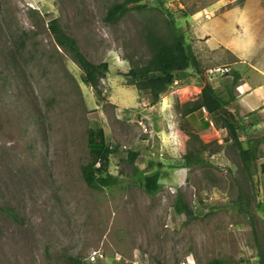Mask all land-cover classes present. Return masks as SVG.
<instances>
[{"label":"rangeland","instance_id":"1","mask_svg":"<svg viewBox=\"0 0 264 264\" xmlns=\"http://www.w3.org/2000/svg\"><path fill=\"white\" fill-rule=\"evenodd\" d=\"M121 1L0 0V264H264V95L249 106L240 92L244 80L264 84L259 0H146L108 22ZM53 20L89 60L109 64L101 97L57 45ZM148 32L183 33L199 62L157 103L128 85L129 70L152 56ZM205 85L223 103L234 95L242 147L259 156L249 172L227 129L203 113L178 115ZM98 127L117 182L94 189L82 167L96 159ZM190 152L203 162L186 167ZM146 175H158L157 189L145 188ZM239 194L253 216L233 208Z\"/></svg>","mask_w":264,"mask_h":264},{"label":"trees","instance_id":"2","mask_svg":"<svg viewBox=\"0 0 264 264\" xmlns=\"http://www.w3.org/2000/svg\"><path fill=\"white\" fill-rule=\"evenodd\" d=\"M146 0H123L114 4L108 11L106 20L110 23H116L123 16L134 9H144ZM50 30L54 34L55 41L59 47L70 54L72 60L81 68L85 84L91 87L98 97H101L102 91L100 85L102 80L107 76L109 64L107 62L93 63L84 54L77 41L65 33L58 27V21H50ZM146 43L151 51V58L147 64L137 66L129 70L127 77L129 78L128 85L134 86L137 90L146 92L151 95L153 103L161 100L170 86L176 82L177 73L187 71L191 66L198 67L197 58L190 54L183 33H177L171 40L154 35L148 32L146 35ZM236 79L238 74L235 73ZM235 102V97L232 93L228 95V101L222 102L218 99L217 94L210 85H205L201 91L199 98L196 101L179 104L176 109L178 115L183 117H191L195 113H203L206 110V115H209L211 122L221 129H227L228 139L232 141L239 151L245 169L249 172L252 165L258 160V152L256 150H245L242 147V142L239 137V128L237 116L229 109L231 103ZM255 124H258V117L254 118ZM209 127V123L204 122L203 128ZM191 134V133H190ZM189 134V135H190ZM200 145L205 151L207 144L200 141ZM89 149L96 159L92 163H87L82 167V175L87 185L94 189H101L114 185L117 178L109 172L110 157L115 152L105 138L104 129L101 127L91 129L89 132ZM138 155L134 153L132 159L135 161ZM186 167H191L195 164L202 163V159L196 157L194 152H190L185 158ZM100 161V167L96 164ZM262 172L264 173V165ZM158 175L145 176V188L147 190H155L158 188ZM245 196L239 194L236 201L233 203V208L237 211L244 212L253 216L250 204L244 200ZM179 212L192 211L180 201ZM7 214L17 220L19 217L12 208H6ZM74 264H83L81 261L74 259ZM216 264H225L223 261H216Z\"/></svg>","mask_w":264,"mask_h":264},{"label":"crops","instance_id":"3","mask_svg":"<svg viewBox=\"0 0 264 264\" xmlns=\"http://www.w3.org/2000/svg\"><path fill=\"white\" fill-rule=\"evenodd\" d=\"M245 5L243 6L244 7L243 9H245V7H246ZM243 9H240V10H243ZM257 12H259L261 14L260 17L263 16V20L260 19V22L258 24V31H257V32H259L258 33L259 39H263L264 38V0H259V6H258V11ZM229 50L239 61H241V62L243 61L239 57L237 50H235L233 48H230ZM262 59L264 60V55H263ZM258 74H261V76L264 77V70H262L261 73L258 72ZM247 81L248 80H246V81L244 80L243 84H240V92H241L242 95L243 94L246 95L245 98L248 99V103L247 104L249 106H253V103L256 102L254 100H256L258 98H263V95H264V84H262V85L260 84V85L254 87L252 84H250ZM235 101H236V99H235ZM263 110H264V103H263ZM262 112L263 111H261V115H259V116L262 119H264V117H262V115H263ZM258 119H260V118L258 117ZM259 122H261V119L259 120Z\"/></svg>","mask_w":264,"mask_h":264},{"label":"built area","instance_id":"4","mask_svg":"<svg viewBox=\"0 0 264 264\" xmlns=\"http://www.w3.org/2000/svg\"><path fill=\"white\" fill-rule=\"evenodd\" d=\"M206 113H207V112H206V110L204 109V114H206ZM262 114H263L262 117H264V110H263ZM211 158H212V159H216V157H215L214 155L211 156ZM96 167H97V168L100 167V161L96 164Z\"/></svg>","mask_w":264,"mask_h":264}]
</instances>
